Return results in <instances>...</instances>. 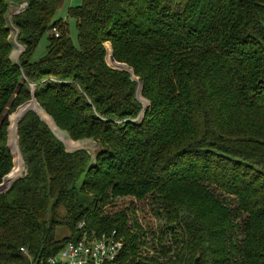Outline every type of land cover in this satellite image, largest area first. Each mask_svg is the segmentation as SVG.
Wrapping results in <instances>:
<instances>
[{"label": "trees", "instance_id": "16d2710c", "mask_svg": "<svg viewBox=\"0 0 264 264\" xmlns=\"http://www.w3.org/2000/svg\"><path fill=\"white\" fill-rule=\"evenodd\" d=\"M61 1L13 15V63L0 0V264L55 255L82 220L121 240L106 264H264V0H80L78 48Z\"/></svg>", "mask_w": 264, "mask_h": 264}, {"label": "built area", "instance_id": "2783aa9c", "mask_svg": "<svg viewBox=\"0 0 264 264\" xmlns=\"http://www.w3.org/2000/svg\"><path fill=\"white\" fill-rule=\"evenodd\" d=\"M8 1L9 11L5 17L6 24L10 33L13 32V30L16 31V38L17 28L12 22V17L30 8L33 0ZM51 32L54 36H58V27L53 26ZM18 46L20 47V45ZM84 223L85 220H82L77 224V228L81 229V235L75 240L72 239L66 242L58 253L51 257H34L28 252L29 250L24 247H20L19 251L25 257L27 264H106L114 261L123 245L121 240L116 237L115 231L102 234H97L95 231H83Z\"/></svg>", "mask_w": 264, "mask_h": 264}, {"label": "rangeland", "instance_id": "374dc122", "mask_svg": "<svg viewBox=\"0 0 264 264\" xmlns=\"http://www.w3.org/2000/svg\"><path fill=\"white\" fill-rule=\"evenodd\" d=\"M80 4V0H62L61 1V4H60V6H59V8L56 10V12L54 13V15H53V17H52V19L53 20H57V19H60V20H62V22H64L65 23V25H66V33H67V36L69 37V39H70V42H71V44H73V46L74 47H76V48H78L79 47V42H78V28H77V26H76V20H75V18L73 17V16H70V14H69V8H72V7H75V6H78ZM17 28V27H16ZM15 30H13V32H9V42H11L10 44H11V51H10V54H9V58H11L10 60L13 62V63H17L18 62V56L22 53V51L24 50V47L21 45V44H19L17 41H15ZM18 32V31H17ZM51 33V31L50 30H48L47 29V31L41 36V38H40V40H39V44H37V46H36V48H35V50H34V52H33V54H32V56H31V61H38V60H40V58L41 57H43L45 54H46V44H47V36L49 35ZM16 44H18V45H20V47H18V51L19 52H17L16 54H14V45H16ZM17 50V49H16ZM14 54V55H13ZM113 67H115V66H113ZM117 68H121L120 66H116ZM136 78V77H135ZM136 79H138V78H136ZM138 84H141V82H139ZM31 86V91H34V85H30ZM138 87V86H137ZM140 91H142V87H141V89H140ZM136 94V93H135ZM137 95V94H136ZM136 95H135V97H136ZM137 98V97H136ZM145 99V98H144ZM35 101V99H34V96H32L31 95V99H30V101ZM137 100L139 101V99L137 98ZM146 100V99H145ZM30 101L28 100L27 101V103L29 102L30 103ZM147 101V100H146ZM140 102V101H139ZM142 102V101H141ZM140 102V103H141ZM35 103L38 105V103L35 101ZM142 104V106H143V103H141ZM149 105V102L147 101V105L145 106V109L147 108V106ZM39 106V105H38ZM20 107H22V105L20 106ZM40 107V106H39ZM19 108V107H18ZM17 108V109H18ZM29 109L28 110H33V111H35V112H37L35 109H33V108H31V107H28ZM16 109V110H17ZM40 109H42L41 107H40ZM144 109V107H142V110ZM15 110V111H16ZM43 110V109H42ZM14 111V112H15ZM27 111V110H26ZM44 111V110H43ZM13 112V113H14ZM45 112V111H44ZM13 113H11L10 115H9V125H8V127H7V131H8V128H9V126H10V118H11V116H12V114ZM46 113V112H45ZM47 114V113H46ZM144 114V113H143ZM142 114V115H143ZM48 115V114H47ZM22 116V115H21ZM21 116H20V118H21ZM48 117H50L51 118V116H49L48 115ZM20 118H19V120H20ZM52 119V118H51ZM143 119V116H141V113L139 114V116L135 119V120H133V122H135V123H141V120ZM18 120V121H19ZM17 121V122H18ZM43 121H45V120H43ZM52 121H53V119H52ZM19 123V122H18ZM47 123V122H46ZM53 123H54V121H53ZM56 124V123H55ZM47 125H48V123H47ZM56 126V125H55ZM51 127V126H50ZM49 127V128H50ZM16 128H17V124H16ZM58 128V127H57ZM59 129V128H58ZM53 130V129H52ZM60 130V129H59ZM60 131H62V132H64V134H65V136H67V137H69L68 136V134H67V132L66 131H64V130H60ZM52 132H54V131H52ZM54 134H55V136L58 138V139H60V141L63 143V145H64V147H65V149L67 150V151H74V150H76V149H85L86 151H88V153L91 155V157H92V159H93V162H94V157H96L95 155L102 149V146H101V144L98 142V141H96V140H94V139H92V138H83V139H80V140H73V139H71L70 137H69V139H71L72 141H74V142H78L79 143V146H77V147H74V148H68L67 147V145H66V143H65V140H64V138H61V137H59L55 132H54ZM16 136H17V132H16ZM9 145V144H8ZM9 149H10V151L12 152V150H11V147L9 146ZM13 156V155H12ZM13 159H14V156H13ZM63 211V210H62ZM60 213H62V212H60ZM156 222H158V221H156ZM55 237H57L58 239H60V238H63V237H65V236H69V230L66 228V227H63V226H57L56 227V229H55ZM171 239H169V241H170ZM166 242H168V238H167V240H166ZM170 245H168L167 244V248L169 247ZM146 253L148 254L147 256H149V255H152L153 254V252H151V251H146ZM176 253H177V249L175 248V247H173L172 248V251L169 253V254H174V255H176Z\"/></svg>", "mask_w": 264, "mask_h": 264}, {"label": "water", "instance_id": "95a60500", "mask_svg": "<svg viewBox=\"0 0 264 264\" xmlns=\"http://www.w3.org/2000/svg\"><path fill=\"white\" fill-rule=\"evenodd\" d=\"M116 66H120L121 68H117ZM114 68H117V69H126L127 67L125 66V65H115V67ZM130 71H131V73H132V70L130 69V68H128ZM131 78L132 79H136L134 76H133V74L131 75ZM141 87H142V83L140 84V89H141ZM31 95L32 96H34V91H31ZM22 106H27V102H25V103H23L22 104ZM29 106H27L26 108H25V110L23 111V113H22V115L24 114V112L26 111V110H28L29 108H28ZM144 111H145V107H144V109L140 112L141 113V116H143L142 114L144 113ZM37 113V112H36ZM38 114V113H37ZM39 115V114H38ZM40 116V115H39ZM40 118L42 119V120H44L41 116H40ZM19 120V119H18ZM46 122V121H45ZM48 126L50 127V125H49V123H48ZM50 129L52 130V128L50 127ZM53 131V130H52ZM54 133V132H53ZM9 146V145H8ZM197 261H198V257H195V259H194V261H193V264H197Z\"/></svg>", "mask_w": 264, "mask_h": 264}]
</instances>
